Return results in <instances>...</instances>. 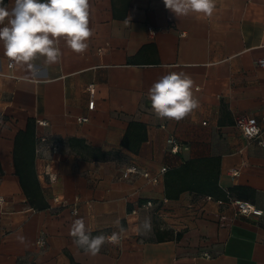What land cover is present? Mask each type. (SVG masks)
Instances as JSON below:
<instances>
[{
  "label": "crops",
  "instance_id": "0c3cea01",
  "mask_svg": "<svg viewBox=\"0 0 264 264\" xmlns=\"http://www.w3.org/2000/svg\"><path fill=\"white\" fill-rule=\"evenodd\" d=\"M89 4L93 35L84 54L61 39L60 63L37 58L33 67L9 68L0 42V264H264V148L237 126L253 119L264 136V68L257 64L264 0H214L210 17L175 16L163 0ZM167 71L189 74L199 100L178 122L157 118L148 99ZM29 121L44 210L30 205L14 162L17 135ZM190 161L218 176L226 199L189 190L167 198V175ZM132 164L152 177L167 172L156 184L122 179ZM235 188L244 189L242 197L230 194ZM230 199L263 214L236 215ZM79 218L92 236L118 232L120 243L85 254L70 236ZM145 218L150 230L142 228Z\"/></svg>",
  "mask_w": 264,
  "mask_h": 264
},
{
  "label": "clouds",
  "instance_id": "9594fccd",
  "mask_svg": "<svg viewBox=\"0 0 264 264\" xmlns=\"http://www.w3.org/2000/svg\"><path fill=\"white\" fill-rule=\"evenodd\" d=\"M164 6L175 16L189 14L210 17L214 0H163ZM89 0H14L9 9L0 0V42L5 55L12 61L33 67L37 58L46 65L58 64L63 39L70 50L84 54L87 41L93 35L89 27ZM6 21V23H5ZM195 82L183 71H167L148 89V99L157 118L181 121L199 107L194 95ZM77 215V213H73ZM118 224V221L115 222ZM142 228L150 230V219L145 218ZM123 232V229H120ZM73 243L85 254L97 255L106 242L120 243V233L92 236L83 218L75 219L70 227ZM21 244L27 240L17 237Z\"/></svg>",
  "mask_w": 264,
  "mask_h": 264
},
{
  "label": "trees",
  "instance_id": "16d2710c",
  "mask_svg": "<svg viewBox=\"0 0 264 264\" xmlns=\"http://www.w3.org/2000/svg\"><path fill=\"white\" fill-rule=\"evenodd\" d=\"M34 133L35 124L33 121H29L26 131L17 135V150L14 152V162L17 175L30 205L33 209L44 210L48 208V204L43 198L34 168ZM202 165L198 161H190L180 170L169 173L166 177L167 198H177L181 193L189 190L197 194L226 199L225 192L218 187V176H213L211 173L201 170ZM244 192V189L235 188L230 190V194L237 195L238 198L242 197L240 193Z\"/></svg>",
  "mask_w": 264,
  "mask_h": 264
},
{
  "label": "built area",
  "instance_id": "2783aa9c",
  "mask_svg": "<svg viewBox=\"0 0 264 264\" xmlns=\"http://www.w3.org/2000/svg\"><path fill=\"white\" fill-rule=\"evenodd\" d=\"M258 66L263 67L264 68V59L263 60H259L257 62ZM14 65V61L10 60L8 63V67L12 68ZM88 91L90 92V95L92 97V100L89 103V109L93 110L94 106H95V101L93 99L95 90L93 88V86H90ZM88 119L87 118H78V122H87ZM37 124L39 126H43L46 127L47 126V122L44 120H39L37 121ZM237 126L240 129L242 135L244 136V138L248 141H254L256 142L260 147L264 148V136H263V131L261 130V128L259 127V125L256 123L255 120L253 119H244V120H239L237 121ZM44 141V140H43ZM168 144L172 145V149L171 152L172 153H177L179 151V147L177 142L174 139H169L168 140ZM167 172L166 168H162L160 173L157 176L152 177L148 172L142 171L141 169L138 168V166L136 165H129L127 166L123 171H122V179L127 180L130 179L133 176H141L144 179L148 180L149 182L156 184L159 182V178L164 175ZM238 173L236 171L233 172V175H237ZM2 201V199H0V202ZM55 202H58L57 199H55ZM229 203L234 207L235 209V213L236 215H240V216H246V217H251V216H256V217H260L262 216L263 212L259 209H257L254 205H252L251 203L247 202V201H243V200H236V199H230ZM146 208H151L153 206L152 202H147L144 205ZM77 213L76 210L73 211V213ZM133 214L136 213V211H132ZM38 244L42 247L44 245V241L43 240H39ZM204 258L210 259L211 256L208 254H204L203 255Z\"/></svg>",
  "mask_w": 264,
  "mask_h": 264
}]
</instances>
